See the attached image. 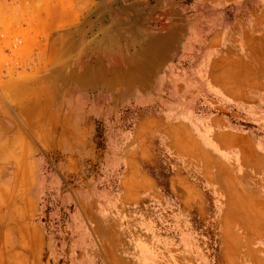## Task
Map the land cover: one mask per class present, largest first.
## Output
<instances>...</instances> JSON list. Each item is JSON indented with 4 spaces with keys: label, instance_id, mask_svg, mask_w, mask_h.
<instances>
[{
    "label": "rangeland",
    "instance_id": "1",
    "mask_svg": "<svg viewBox=\"0 0 264 264\" xmlns=\"http://www.w3.org/2000/svg\"><path fill=\"white\" fill-rule=\"evenodd\" d=\"M113 1L0 0V264H264V0Z\"/></svg>",
    "mask_w": 264,
    "mask_h": 264
},
{
    "label": "water",
    "instance_id": "2",
    "mask_svg": "<svg viewBox=\"0 0 264 264\" xmlns=\"http://www.w3.org/2000/svg\"><path fill=\"white\" fill-rule=\"evenodd\" d=\"M117 9V10H120V11H124V10H127V11H131V12H134L136 7L134 4H128V5H122L119 0H114L113 1V4L110 6V7H107V8H103L102 11L104 13H102L100 15V19L104 18V17H107V14L109 13V11H111L112 9Z\"/></svg>",
    "mask_w": 264,
    "mask_h": 264
},
{
    "label": "crops",
    "instance_id": "3",
    "mask_svg": "<svg viewBox=\"0 0 264 264\" xmlns=\"http://www.w3.org/2000/svg\"><path fill=\"white\" fill-rule=\"evenodd\" d=\"M69 14L71 15V12H69ZM49 23H50V22H49ZM203 142H204V141H203ZM205 144H206V143H205ZM205 146H206V145H205ZM206 149H210L209 146H207ZM213 152H214V151H213ZM202 153H204V152L202 151ZM217 153H218L219 155L221 154V152H219V151H218Z\"/></svg>",
    "mask_w": 264,
    "mask_h": 264
}]
</instances>
